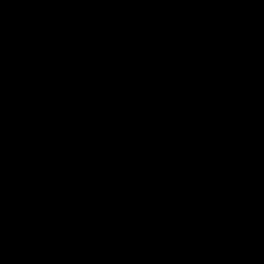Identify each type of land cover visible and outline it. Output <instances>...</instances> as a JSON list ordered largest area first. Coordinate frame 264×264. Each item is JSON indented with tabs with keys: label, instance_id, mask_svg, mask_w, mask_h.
Segmentation results:
<instances>
[{
	"label": "water",
	"instance_id": "water-1",
	"mask_svg": "<svg viewBox=\"0 0 264 264\" xmlns=\"http://www.w3.org/2000/svg\"><path fill=\"white\" fill-rule=\"evenodd\" d=\"M0 264H264V0H0Z\"/></svg>",
	"mask_w": 264,
	"mask_h": 264
}]
</instances>
